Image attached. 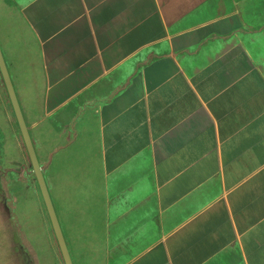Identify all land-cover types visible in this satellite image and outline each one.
Wrapping results in <instances>:
<instances>
[{"label":"crops","instance_id":"obj_1","mask_svg":"<svg viewBox=\"0 0 264 264\" xmlns=\"http://www.w3.org/2000/svg\"><path fill=\"white\" fill-rule=\"evenodd\" d=\"M0 47L84 264H264V0H0Z\"/></svg>","mask_w":264,"mask_h":264},{"label":"rangeland","instance_id":"obj_2","mask_svg":"<svg viewBox=\"0 0 264 264\" xmlns=\"http://www.w3.org/2000/svg\"><path fill=\"white\" fill-rule=\"evenodd\" d=\"M8 100L5 86L0 81V264H24L22 252L30 264H63L37 181L34 183L28 174L23 176L20 169L13 180L11 175L4 176L6 170L2 169L7 166L6 159L19 156V150L14 145L16 135L23 141L13 115L15 129L8 119L12 112ZM6 145L9 148L5 153ZM48 175L49 172H46V181L73 263L84 264V257L80 256L84 253V242L78 239L74 246L69 236L67 220L70 218L67 214L71 205L67 199L70 195L62 193V197L60 194L57 196Z\"/></svg>","mask_w":264,"mask_h":264},{"label":"water","instance_id":"obj_3","mask_svg":"<svg viewBox=\"0 0 264 264\" xmlns=\"http://www.w3.org/2000/svg\"><path fill=\"white\" fill-rule=\"evenodd\" d=\"M0 73L2 75L3 82L5 84V87L7 89L21 134L24 142V146L26 148V151L28 153V157L31 163L32 171L35 176V179L38 183L39 189L41 191L44 204L46 206L53 231L55 233V238L58 243L59 252L61 255V258L64 262V264H74L72 257L70 255V251L68 249L64 233L62 231L54 204L52 202V198L49 192V188L47 185V182L44 177L43 169L40 165V162L38 160L28 127L26 125V122L23 117V113L13 86V82L9 73V70L7 68L1 47H0Z\"/></svg>","mask_w":264,"mask_h":264},{"label":"flooded vegetation","instance_id":"obj_4","mask_svg":"<svg viewBox=\"0 0 264 264\" xmlns=\"http://www.w3.org/2000/svg\"><path fill=\"white\" fill-rule=\"evenodd\" d=\"M22 257H23V263L24 264H30L29 259L27 258L26 254L22 252Z\"/></svg>","mask_w":264,"mask_h":264}]
</instances>
